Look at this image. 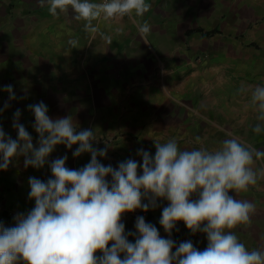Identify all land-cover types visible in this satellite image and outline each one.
<instances>
[{
  "label": "crops",
  "instance_id": "obj_1",
  "mask_svg": "<svg viewBox=\"0 0 264 264\" xmlns=\"http://www.w3.org/2000/svg\"><path fill=\"white\" fill-rule=\"evenodd\" d=\"M148 2L151 8L143 17L94 22L109 42L86 33L84 22L73 20L71 12L53 17L35 0H0V89L11 84L17 97L0 114L4 131L17 138L12 120L20 109V123L35 146L38 134L27 105L42 101L51 118L72 115L78 130L93 129V147H108L107 158L98 159L114 168L129 158L142 163L138 149L154 156L156 142L173 138L182 150L213 148L231 133L245 145L264 150V133L252 131L256 120L250 104L251 89L264 85V0ZM143 21L151 30L142 36L136 25ZM70 38H78L79 48H71ZM161 63L166 87L157 81ZM241 84L249 91L241 94ZM5 102L8 93L0 90V107ZM196 136L201 137L199 144ZM76 147L58 145L49 161L67 155V167H83L91 156L74 158ZM23 161L18 157L6 171L0 170V209L15 214L35 206L28 198L29 177H51L48 165L25 168ZM253 167L264 168V159ZM237 198L256 205L251 224L234 231L246 247L257 248L264 237V175ZM157 203L143 217L169 238L159 224L168 202ZM137 217L123 219L126 232H135ZM129 239L134 242V237ZM171 239L177 244L191 240L200 250L207 246L203 233L191 234L182 222Z\"/></svg>",
  "mask_w": 264,
  "mask_h": 264
},
{
  "label": "clouds",
  "instance_id": "obj_2",
  "mask_svg": "<svg viewBox=\"0 0 264 264\" xmlns=\"http://www.w3.org/2000/svg\"><path fill=\"white\" fill-rule=\"evenodd\" d=\"M35 2L47 7L53 17L71 12L73 20L84 22L86 33L99 34L109 42L111 38L94 22L133 14L143 17L151 8L148 0ZM136 27L142 36L151 30L147 21ZM67 43L79 48L78 38ZM0 90L8 93V102L0 107L2 114L17 97L11 84ZM248 91V86L241 84L239 92ZM250 104L256 120L252 131L264 133V85L251 89ZM27 108L34 115L36 145L20 123L21 110L16 109L12 128L17 138L0 125V170L6 171L14 159L23 157L25 168L48 165L51 177L47 181L29 177L28 198L35 206L26 214L17 213L14 226L0 221V264H264V237L259 247L249 249L234 231L251 224L256 212L253 201L237 196L248 192L257 184V177L264 175V168L257 171L253 167L264 159V150L245 145L231 133L213 148L182 150L173 138L156 142L154 156L138 149L142 163L129 158L114 168L98 159L107 158L108 147H93L97 140L93 129L78 130L72 115L51 118L42 101ZM200 141L196 136L195 142ZM58 145L68 149L78 145L73 157L89 153L91 159L79 169L66 166L67 155L49 161ZM158 200L168 202L159 224L169 238H163L143 216L136 218L135 232H126L124 215L155 209ZM181 222L191 234L206 236L203 250L191 240L177 244L171 239ZM129 237H134V242Z\"/></svg>",
  "mask_w": 264,
  "mask_h": 264
},
{
  "label": "built area",
  "instance_id": "obj_3",
  "mask_svg": "<svg viewBox=\"0 0 264 264\" xmlns=\"http://www.w3.org/2000/svg\"><path fill=\"white\" fill-rule=\"evenodd\" d=\"M165 74V68H164V65L161 63L159 65V68H158V72H157V76L158 77H163ZM16 214L13 213V212H10L9 210L7 209H0V221H2L4 223L5 226H14V216ZM147 215V212H144L142 210H136L135 212H132V213H126L123 217L124 218H127V216H132V217H136V216H146Z\"/></svg>",
  "mask_w": 264,
  "mask_h": 264
},
{
  "label": "rangeland",
  "instance_id": "obj_4",
  "mask_svg": "<svg viewBox=\"0 0 264 264\" xmlns=\"http://www.w3.org/2000/svg\"><path fill=\"white\" fill-rule=\"evenodd\" d=\"M157 81L162 87H166V76L164 75L163 77H158L157 76Z\"/></svg>",
  "mask_w": 264,
  "mask_h": 264
}]
</instances>
